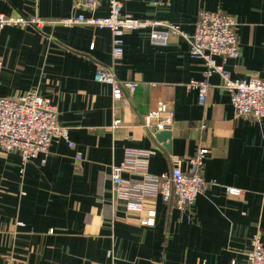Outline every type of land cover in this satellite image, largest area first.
I'll list each match as a JSON object with an SVG mask.
<instances>
[{
    "label": "crops",
    "instance_id": "obj_1",
    "mask_svg": "<svg viewBox=\"0 0 264 264\" xmlns=\"http://www.w3.org/2000/svg\"><path fill=\"white\" fill-rule=\"evenodd\" d=\"M118 1L124 15L172 23L186 34L193 33L201 10L233 16L238 57L216 62L232 79H264V0ZM78 12L72 0H0L5 15L59 19ZM108 13L105 0L95 11H83L87 17ZM111 42L108 29L84 24L0 28V97L35 91L49 99L71 141H53L46 156L26 164L0 147V264H248L255 233L264 245V118L236 117L217 74L207 78L201 105L186 85L203 79L202 61L190 56L183 37L152 43L150 28L122 35L123 56L114 72L137 83L133 94L124 92L125 105L93 78L95 63H111ZM158 101L174 112L164 142L143 126ZM127 148L153 150V181L173 165L184 169L185 155L206 148L201 173L215 183L178 209L174 199L162 202L156 182L126 173L116 200L111 168ZM226 187L244 193L230 197ZM126 200L154 209V225L129 220Z\"/></svg>",
    "mask_w": 264,
    "mask_h": 264
},
{
    "label": "built area",
    "instance_id": "obj_2",
    "mask_svg": "<svg viewBox=\"0 0 264 264\" xmlns=\"http://www.w3.org/2000/svg\"><path fill=\"white\" fill-rule=\"evenodd\" d=\"M103 0H72V6L79 12L76 15L59 18L45 19L36 15L25 16L14 13L11 15L0 14V28L5 26L27 27L40 30L44 25L72 27L74 25H90L98 29H108L112 33L111 63H95L94 80L105 83L111 88V95L115 100H123L124 92L131 95L136 88L135 81H121L114 72V66L123 56L122 35L136 29L150 28V40L154 44L163 45L169 35L183 37L189 45V54L192 58L202 61L204 70L201 81H190L188 89L197 91L198 100L204 104L210 84L207 78L213 74L221 77V86L229 93L230 102L236 117L251 120L264 118V79L257 75H250L245 80L231 78L222 64L216 58L226 61L236 58L239 54L237 45L235 18L221 10H201L192 34L184 33L177 25L159 20H142L121 13L122 5L118 0H105L109 5V13L105 17L85 16L83 11H95ZM150 4L156 2L148 0ZM3 60L0 58V71ZM174 112L164 101H158L156 108L144 118L143 126L148 134L156 139L161 132L171 128ZM120 120L116 119L114 127L119 126ZM201 127H204L201 125ZM64 140L69 145L68 129L57 123V111L49 99L39 96L35 91H28L18 97H0V147L6 153L19 155L22 164L30 162L39 154L47 155L53 141ZM159 145L161 143L159 142ZM151 149L127 148L123 153L122 161L113 165L110 178L112 191L118 200L126 184L124 174L139 175L143 181H153L149 175ZM209 153L206 148H199L193 155H185L182 160L184 169L173 165L167 172L154 178L157 192L162 202L167 203L174 199L178 209H185L192 205L197 196L215 181L203 178L201 170L203 162ZM80 155L76 156V160ZM45 159L42 160L44 162ZM230 197H241L242 189L226 187ZM124 213L131 221L143 226H153L156 211L147 208L141 200H126L122 205ZM248 264H264V245L260 234L255 233L251 238V247L247 252Z\"/></svg>",
    "mask_w": 264,
    "mask_h": 264
},
{
    "label": "water",
    "instance_id": "obj_3",
    "mask_svg": "<svg viewBox=\"0 0 264 264\" xmlns=\"http://www.w3.org/2000/svg\"><path fill=\"white\" fill-rule=\"evenodd\" d=\"M170 136V132L169 131H164V132H161L157 135V139L164 142L166 141V139H168ZM167 148H169V145H166Z\"/></svg>",
    "mask_w": 264,
    "mask_h": 264
}]
</instances>
